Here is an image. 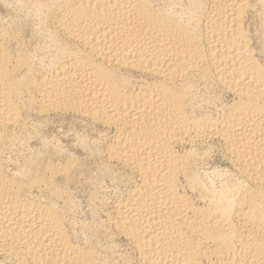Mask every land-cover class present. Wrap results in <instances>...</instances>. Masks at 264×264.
<instances>
[{
	"label": "bare ground",
	"instance_id": "obj_1",
	"mask_svg": "<svg viewBox=\"0 0 264 264\" xmlns=\"http://www.w3.org/2000/svg\"><path fill=\"white\" fill-rule=\"evenodd\" d=\"M0 4V264H264V0ZM66 116L119 176L97 223Z\"/></svg>",
	"mask_w": 264,
	"mask_h": 264
},
{
	"label": "rangeland",
	"instance_id": "obj_2",
	"mask_svg": "<svg viewBox=\"0 0 264 264\" xmlns=\"http://www.w3.org/2000/svg\"><path fill=\"white\" fill-rule=\"evenodd\" d=\"M0 10H2L3 12H5L4 11V9L2 8V6H1V4H0ZM5 13H7V12H5ZM8 14V13H7ZM9 17L11 18V19H9ZM5 19V18H4ZM20 19H22V18H17V16H14L13 15V13H12V15L10 14L9 16H8V18H6L5 19V21L7 22H9V23H11V24H14V25H16L17 27H18V25L20 26V24L23 26V22L21 21L20 22ZM18 21V22H17ZM15 23H17V24H15ZM25 23L26 22H24V26H25V28L29 25V27H31L30 26V24H32L31 22H28V25H27V23H26V25H25ZM26 28V30H27V33L28 34H31V32L33 31V29L32 28H34V27H32V28ZM29 29L31 30V31H29ZM27 34V35H28ZM68 117V118H67ZM71 117V116H70ZM69 116H66V119H62V120H59V119H57V121L56 122H54L56 125H54V123H53V125H54V128H53V130L49 133V137H52V135L53 134H55V136L53 135V137H54V139H55V142L57 143V145L59 144V146H61L62 147V152H61V154H63V156H65V157H63L62 155H61V159H66L67 160V158H69V156L71 157V159H73L74 161H75V164L76 165H78V170H77V174H75L76 176H75V178H74V180H73V182H72V184L70 185V189H71V191H72V193H75V194H73L74 195V199H73V201H74V203H75V212L70 216V215H68V219H71V218H74L75 220H77L78 222L80 221L81 223H82V221H84V224H88L89 222V224H92V223H97L96 221H100V219L102 218H105V213L109 210V208L111 207V205L113 204V202H114V200L117 198V197H119V176H117V175H115V174H113V173H110V174H108V172L106 171L105 172V169L103 168V166H101L102 165V161L101 160H99V159H101L100 158V154L98 153V154H96L95 152H94V154L92 153V150H91V152L89 151H85V150H83L82 148H80V146L78 145V143H77V138L79 137V136H81V137H83V138H85V139H87L88 140V138H89V142L91 143V144H95L94 146H96L98 143L97 142H93L95 139H97L96 138V136H98L97 135V130H96V132H95V129H94V131L93 130H91V127H85L84 125H83V123H81V122H79V121H75V119L74 118H70ZM58 118H60V117H58ZM41 120V119H40ZM39 120V122H41L42 123V126H45V127H43V128H48V127H50V125L51 124H47L48 122H45V121H40ZM70 120V121H69ZM59 121V122H58ZM61 121V122H60ZM75 121V122H74ZM47 124V126L46 125H44V124ZM68 123H69V125H68ZM72 124H74L75 125V127H74V125H72ZM49 125V126H48ZM53 125H51V126H53ZM64 126V127H63ZM85 127V128H84ZM61 128V129H60ZM75 128V129H74ZM89 128H90V130H91V132L93 133L94 132V134L95 135H93L91 132H90V130H89ZM66 130V131H65ZM76 131V133L77 134H75L74 135V133H75V131ZM89 130V131H88ZM54 131V132H53ZM69 135V138H66L67 137V134ZM90 132V133H89ZM64 133V134H63ZM89 133V134H88ZM57 134V135H56ZM61 134V135H60ZM63 134V135H62ZM72 134H73V136H72ZM87 134V135H86ZM99 134V133H98ZM76 135H77V137H76ZM85 135V136H84ZM89 135V136H88ZM92 135V136H91ZM66 136V137H65ZM70 136H72V137H70ZM87 136V137H86ZM95 138H94V137ZM62 138V139H61ZM93 138V139H92ZM57 139H59V140H57ZM67 139V140H66ZM92 141H91V140ZM76 140V141H75ZM60 141V142H59ZM63 143V144H62ZM71 143V144H70ZM33 145H31V147L33 148V149H35V150H37L36 148L37 147H39V145H38V143H32ZM66 146L68 147V148H66ZM65 149V150H64ZM76 149V150H75ZM80 149H81V151H80ZM34 150V151H35ZM84 153H83V152ZM64 152V153H63ZM73 153V154H72ZM83 153V154H82ZM45 153H43V151H42V155H43V157L44 158H46V155H44ZM64 154H66V155H69V156H66V155H64ZM92 154V155H91ZM83 155V156H82ZM87 155V156H86ZM94 156V157H93ZM98 156H99V158H98ZM73 157V158H72ZM64 159H63V161H64ZM70 159V158H69ZM99 160V161H98ZM98 162H100V163H98ZM80 165H79V164ZM84 163V164H83ZM97 165H99V166H97ZM83 167V168H82ZM85 167V168H84ZM81 168V169H80ZM101 169V170H100ZM79 170L81 171L80 172V174L78 173L79 172ZM101 171V172H100ZM85 174H84V173ZM83 173V174H82ZM97 173V174H96ZM105 173V174H104ZM92 174V175H91ZM94 174H95V176H94ZM112 174V175H111ZM100 175H101V177H100ZM104 175V176H103ZM107 175V176H106ZM113 175H115V176H113ZM83 176V177H82ZM106 176V177H105ZM110 176V177H109ZM114 178H113V177ZM78 177V178H77ZM87 177V178H86ZM93 177V178H92ZM105 177V178H104ZM118 177V178H117ZM90 178V179H89ZM96 180H95V179ZM89 179V180H88ZM92 179H94L93 181H92ZM99 179H100V181H99ZM110 179V180H109ZM116 179L118 180V181H116ZM116 181V182H115ZM84 182V183H83ZM87 182V183H86ZM89 182V183H88ZM74 183V184H73ZM86 183V184H85ZM99 185H98V184ZM82 184V185H81ZM90 184V185H89ZM94 184V185H93ZM106 185V186H105ZM75 186V187H74ZM80 188H79V187ZM82 186V187H81ZM91 186V187H90ZM97 186V187H96ZM114 186V187H113ZM117 188H116V187ZM113 187V188H112ZM77 188V189H76ZM115 188V189H114ZM74 190V191H73ZM82 193H81V192ZM90 191V192H89ZM98 191V192H97ZM115 191V192H114ZM97 192V193H96ZM89 193V194H88ZM96 193V194H95ZM95 194V195H94ZM100 194H103L102 196L100 195ZM114 194H115V196H114ZM89 196V197H88ZM105 196V197H104ZM79 197V198H78ZM77 198V199H76ZM107 198V199H106ZM88 199V200H87ZM90 199V200H89ZM94 199V200H93ZM102 199L104 200V201H102ZM100 200H101V202H100ZM76 201V202H75ZM90 201H91V203H90ZM105 202V203H104ZM112 202V203H111ZM101 203V204H100ZM109 205V206H108ZM95 206V207H94ZM106 209V210H105ZM94 210V211H93ZM88 212V213H87ZM100 214V215H99ZM73 216H75V217H73ZM91 216V217H90ZM70 217V218H69ZM85 217V218H84ZM95 217V218H94ZM77 218V219H76ZM93 220H94V222H93ZM87 222V223H86ZM120 242V243H119ZM114 244H115V247H116V249H115V247H114V245H113V247L111 248L112 250H114L113 251V253L115 254L116 252L118 253V254H115L114 255V259L115 258H117V259H115V262H116V264H122V262H120V261H122L124 258H127L126 256H128V249L126 248V246H125V244L122 242V241H120L119 240V238L117 237H114ZM118 244V245H117ZM123 244V245H122ZM124 246V247H123ZM122 248V249H121ZM116 251V252H115ZM119 253H120V255H121V258H119L120 257V255H119ZM124 253V254H123ZM127 254V255H126ZM118 255H119V257H118ZM117 256V257H116ZM122 256H124V258L122 257ZM123 258V259H122ZM117 260V261H116ZM118 262V263H117ZM120 262V263H119Z\"/></svg>",
	"mask_w": 264,
	"mask_h": 264
}]
</instances>
